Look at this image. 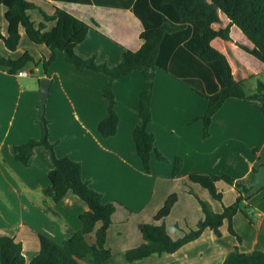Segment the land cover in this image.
<instances>
[{
  "label": "crops",
  "instance_id": "0c3cea01",
  "mask_svg": "<svg viewBox=\"0 0 264 264\" xmlns=\"http://www.w3.org/2000/svg\"><path fill=\"white\" fill-rule=\"evenodd\" d=\"M34 1L49 14L56 7L89 25L88 38L75 49L83 59L96 56L99 64L114 67L120 63L124 51L136 52L143 45L144 24L131 8L106 4L104 0H92V4ZM5 12L0 5L4 38ZM30 16L36 25L44 23L38 11H31ZM53 26L46 24L45 30ZM170 40L163 42L164 55L169 60L177 50ZM26 53L34 62L22 70L32 73L31 77H18L0 66V237H16L26 243L34 238L29 228H35L62 244L83 228L80 217L89 207L82 199L69 192L54 203L44 193L51 185L49 173L53 169L48 150L37 146L28 166L15 157V146L41 139L39 118L44 115L57 156L80 163L84 180L102 194L105 203H119L107 233L106 247L112 253L109 264H223L237 246L227 222L220 229L221 238L208 229L174 254L152 255L134 263H127L125 256L144 242L142 227L154 223V217L172 194L178 196V202L166 225L173 239L195 229L204 217L197 197L214 212H222L221 203L189 181L190 173L228 175L248 189L253 187L258 169L264 165V115L260 110L243 100L228 99L213 117L210 136L204 138L201 117L208 109L207 98L184 80L157 68L149 131L155 136L157 150L168 161H159L153 155L151 171L147 173L133 139L140 124L139 100L145 82L139 71L114 82L118 132L104 138L98 126L108 114L102 94L108 77L90 70L78 71L66 62L63 52L57 53L45 74L42 61L48 57L49 49L33 44L24 31L15 52L0 43V56L4 58L19 60ZM44 78L50 79L51 85L42 112L40 81ZM188 79L198 81L206 94L217 84L215 79L209 83L197 76ZM176 158L182 159L183 167L178 177L173 178ZM188 187L196 197L189 194ZM218 188L224 193V206L236 201L238 192L234 187L220 182ZM243 207L248 215L239 211L233 218L234 229L242 237L239 250L245 254L264 252V188ZM100 226L99 223L96 230ZM87 241L95 244V232L87 235Z\"/></svg>",
  "mask_w": 264,
  "mask_h": 264
},
{
  "label": "trees",
  "instance_id": "16d2710c",
  "mask_svg": "<svg viewBox=\"0 0 264 264\" xmlns=\"http://www.w3.org/2000/svg\"><path fill=\"white\" fill-rule=\"evenodd\" d=\"M92 4V0H56ZM106 4L131 8L143 24L142 47L136 51H124L117 66L99 64L96 56L88 59L79 57L75 49L83 43L90 27L71 14L53 7L47 13L34 0H0L7 22V35L3 37L0 29V43L6 49L15 52L20 46L22 31L35 45H45L49 49L48 57L42 61L44 73H48L58 52L65 54L66 62L78 71L90 70L103 73L108 77L102 89L108 104L107 117L100 122L98 131L104 138H110L118 132V115L115 110L116 98L113 84L116 80L139 71L145 82L140 94L138 116L140 124L133 132L136 154L143 169L150 173L152 156L159 161H168L155 146V136L149 131L152 122L151 100L156 69L160 68L175 78L184 80L199 95L208 100V109L201 120L204 124L203 136H210L213 117L224 103L231 98L240 99L255 105L264 115V84L259 83L257 92L246 94L248 81L264 75V0H104ZM38 11L44 23L36 25L30 16ZM54 24L46 31V24ZM167 39L175 44L177 50L169 60L164 55L163 42ZM34 62L29 55L19 60L0 56V66L8 68L11 74L21 71L28 63ZM37 64V63H36ZM199 77L217 84L210 94L204 93L198 81L188 79ZM39 123L42 130L40 140L15 146L18 162L28 166L37 146H43L50 154L53 169L49 173L50 187L44 193L54 203H59L69 192L82 199L89 211L81 215L83 228L71 234L64 243L59 244L40 230L29 228L34 238L24 243L16 237H0V264H109L111 251L106 247L107 233L113 224V216L119 203H105L101 193L92 189L82 175V166L69 157H58L55 146L49 140L48 121L44 115ZM264 166V165H263ZM183 161H173V178L178 177ZM257 172V169L254 170ZM189 181L205 189L212 199L223 205L221 213L212 210L207 202L200 200L204 217L195 229L184 231L179 239H173L167 230L166 219L178 202V196L172 194L154 217V223L142 227L144 242L136 249L128 251L127 263H134L152 255L174 254L182 247L198 240L206 230L222 237L221 227L228 224V232L237 241V246L227 256L223 264H264V252L241 253L239 245L242 237L236 232L233 218L247 209L243 204L250 200V189L237 183L228 175H214L200 172L190 173ZM224 182L238 192L236 201L224 206V193L218 183ZM189 189V187H188ZM189 194L196 197L192 189ZM101 226L96 230L97 225ZM95 232L96 242L90 245L87 235Z\"/></svg>",
  "mask_w": 264,
  "mask_h": 264
},
{
  "label": "water",
  "instance_id": "95a60500",
  "mask_svg": "<svg viewBox=\"0 0 264 264\" xmlns=\"http://www.w3.org/2000/svg\"><path fill=\"white\" fill-rule=\"evenodd\" d=\"M51 80L44 78L40 81V100H41V110L44 111L45 104L50 91ZM264 188V166L258 169L256 174V179L253 187L250 189V194L253 195L259 190Z\"/></svg>",
  "mask_w": 264,
  "mask_h": 264
},
{
  "label": "rangeland",
  "instance_id": "374dc122",
  "mask_svg": "<svg viewBox=\"0 0 264 264\" xmlns=\"http://www.w3.org/2000/svg\"><path fill=\"white\" fill-rule=\"evenodd\" d=\"M259 83L264 84V75H261V76L254 78V79L247 82V84L245 86L246 94L249 95V94L256 93ZM262 160H264V156H263ZM170 222H172V220H170Z\"/></svg>",
  "mask_w": 264,
  "mask_h": 264
},
{
  "label": "built area",
  "instance_id": "2783aa9c",
  "mask_svg": "<svg viewBox=\"0 0 264 264\" xmlns=\"http://www.w3.org/2000/svg\"><path fill=\"white\" fill-rule=\"evenodd\" d=\"M15 75L18 77H31L32 73L26 70H21V71H18Z\"/></svg>",
  "mask_w": 264,
  "mask_h": 264
}]
</instances>
